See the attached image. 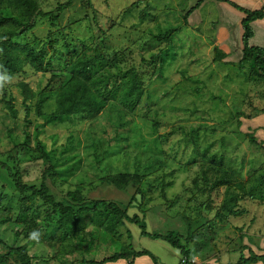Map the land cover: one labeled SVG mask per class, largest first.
Returning a JSON list of instances; mask_svg holds the SVG:
<instances>
[{
	"label": "rangeland",
	"instance_id": "374dc122",
	"mask_svg": "<svg viewBox=\"0 0 264 264\" xmlns=\"http://www.w3.org/2000/svg\"><path fill=\"white\" fill-rule=\"evenodd\" d=\"M65 1L39 0L43 11H55ZM195 2L74 0L62 11L58 24L50 25L47 17L39 18L18 38L20 42L39 47L55 38L52 47H46L48 55H57L64 42L75 46V54L82 48L90 53L98 47L111 63L137 70L144 85L143 95L135 110L124 117L123 126L118 127L121 112L117 102L112 101L96 116L74 115L44 124L37 132L43 121L35 113L34 100L23 102L18 84L25 81L37 91L61 67L54 62L41 72L26 67L23 74L0 76V99L3 92L11 95L17 110V119L9 118L0 100V160L20 171L24 183L39 184L44 179L57 200H64L67 191L80 188L89 199L110 200L121 207L128 203L135 185L130 183L125 190H119L102 178L119 172L145 174L147 230L184 234L186 225L181 216L200 213L211 222L204 223L201 231L203 249L197 251L194 243L187 245L195 256L193 260L216 258L225 264L236 261L241 254L247 256L248 250L264 252V199L247 196L238 203L244 209L242 214L220 219L214 214L222 202L224 187L198 193L193 179L200 175L201 164L207 159L204 148H208L207 154L222 157L229 172L247 184L264 171V80H249L248 65L240 69L230 64L240 55L227 54L218 47L221 12L215 2H202L195 16L192 13L184 23V12ZM169 27L178 30L159 69L160 62L154 54L165 44L157 42L154 34L158 28ZM213 47L226 53L219 62L213 60ZM53 107L51 97L45 112ZM26 127L32 135L30 146L12 147L13 142L22 140ZM35 134L46 150L53 151L52 164H58L54 171L45 170L35 149ZM246 134L252 135L255 142H250ZM69 156H74V161L63 165ZM77 161L76 167L66 171L68 164L73 166ZM162 180L171 182L164 188V196ZM260 193L264 196V190ZM23 200L6 171L0 169V253L8 246L30 241L20 232L23 223L17 220ZM31 203V209L38 208L36 221L44 232L39 242L28 246L32 264H79L76 261L81 257L100 259L118 251L123 242L137 250H148L158 264H184L178 249L159 238L141 235L137 226L127 222L120 230L127 228L129 239L123 233L112 241L94 222L86 220L77 238H68L62 244L52 241L48 236L54 229V215L47 216L38 199ZM134 211L132 207L128 209L129 213ZM7 264L18 262L11 259Z\"/></svg>",
	"mask_w": 264,
	"mask_h": 264
},
{
	"label": "trees",
	"instance_id": "16d2710c",
	"mask_svg": "<svg viewBox=\"0 0 264 264\" xmlns=\"http://www.w3.org/2000/svg\"><path fill=\"white\" fill-rule=\"evenodd\" d=\"M73 1L66 0L64 3L59 4L55 11H43L40 8L39 0H0V76L13 77L23 74L26 72V67L33 72H41L47 70V67L52 66L54 62L57 63L58 67H61L56 72L51 73L47 84L37 91L32 90L25 81H20L18 84L23 102L34 100L35 113L43 121L37 126V132L44 124L61 122L74 115L96 116L112 101L117 102L115 104L119 105V111L121 112L118 116V127L123 126L124 117L135 110L143 95L144 85L137 70L133 67L122 69L114 61L111 63L98 47H94L90 53H86V49L82 48L79 53L75 54V46L64 42V47L60 49L61 52L58 50L57 55L53 52L48 55L46 47L48 45L52 47L55 38H53V41L48 39L42 42L39 47L29 42H20L18 40L27 30L35 26L39 18L47 17L50 25L58 24L62 11L69 7ZM137 1L139 2L140 0ZM203 1L196 0L195 4L184 12V23L187 22V17L190 13ZM215 1L226 2L243 13L240 21L242 27L240 57L236 62H231L230 64L237 65L240 69L248 65L249 72L247 77L249 80L257 81L259 80L258 78L264 80V49L250 44V38L253 35L251 23L264 17V3L261 2L258 9L250 10L230 0ZM177 30L178 28L176 27L158 28L154 34V39L157 42L165 44L163 48L154 54V58L160 62L159 69L165 60V56H167L166 51ZM213 50L215 52L213 60L216 62H219L220 58L226 54L217 47H213ZM59 57L63 58V61H60ZM111 65L114 66V69H112ZM51 97L54 101V107L51 111L45 112L47 101ZM12 98L11 95L8 94L6 96L5 92H3L0 100L4 102L3 108L6 115L11 119H17V110L13 105ZM26 122L29 123L30 121L27 120ZM10 133L6 129V134L12 141ZM31 136L26 127L23 131L22 140L13 142L12 147H29ZM246 136L250 142H255L252 135L246 134ZM195 139L194 143L197 146ZM69 141H71V138ZM35 149L43 159L45 170L48 172L54 171V166H58V164L55 162L52 164L53 151L46 150L44 143L38 139L37 134H35ZM204 149L203 154L207 159L202 162L200 175L193 179V184L196 185L197 192L202 194L211 192L221 186L224 187L223 199L214 214L215 217L222 219L228 215L242 214L244 209L239 208L238 203L247 196L252 199H264V196L260 193L264 190V171L259 176L252 178L251 182L247 184L245 181L238 180L229 172L228 168L223 164L222 157L214 153L207 154L208 148ZM64 152L65 150L62 151V154ZM74 159V156H69L62 164H67L69 161L72 162ZM78 162L73 166L68 164L66 171L70 172L78 165ZM0 169L6 171L13 186L24 199V204L19 210L17 220L23 223L20 232L30 240L27 244L8 246L4 253H0V264H7L11 259L18 262V264H32L28 246L31 243L39 242L44 233L36 221L38 208L31 209V200L34 198L41 201L47 216L53 214L55 217L53 232L48 236V239L52 241L62 244L68 238H77V234L83 230L86 220L94 222L98 230L108 235L112 241L121 238L123 233L129 239L131 238L130 231L127 228L124 232L120 230L127 222L137 226L141 235L153 239L159 238L171 247L178 249L184 264H208L204 261L196 263L193 260L195 256L193 257L190 248L187 246L189 243H194V248L197 251L203 249L202 239L204 238H202L201 231L204 223L210 224L211 222L204 215L200 213L197 216L182 215L181 219L186 225L184 234L173 230L165 234L147 230L145 204L148 197L143 188L147 176L145 174L119 172L108 174L102 178V181L111 183L119 190H125L130 183L135 185L128 203L125 207H121L114 201L89 199L81 193L80 188L67 191L64 200H57L50 192L44 179L39 184L24 183L21 172L1 160ZM170 184L171 182L163 180L160 182L163 196L164 188ZM200 205L203 206V203H200ZM131 207L135 209L133 213L128 212ZM200 219L205 221L202 220L198 224ZM199 241L202 243L196 244ZM143 255L150 257L152 264H158L156 258L148 250L134 249L130 243L125 242L122 243L118 251L110 255L103 256L100 259L81 257L76 263L106 264L123 259L128 264H133L136 257ZM257 262H264V252L255 253L252 250H248L247 256L241 254L236 261L225 264H255Z\"/></svg>",
	"mask_w": 264,
	"mask_h": 264
},
{
	"label": "crops",
	"instance_id": "0c3cea01",
	"mask_svg": "<svg viewBox=\"0 0 264 264\" xmlns=\"http://www.w3.org/2000/svg\"><path fill=\"white\" fill-rule=\"evenodd\" d=\"M204 1H209V0H204ZM211 1L216 3V5L218 6L221 12L220 24L218 26V31L216 34V39L218 41L217 43L219 44L218 47L227 54L229 53L230 55H232V53L234 52L240 55L242 48V44H241L242 27L240 21L241 18L243 17V13L239 12L238 10H236L226 2H219L215 0H211ZM230 1L250 10L258 9L261 5V2L264 3V0H230ZM194 4H191L189 8ZM197 9L198 7L194 9L190 13V15L192 13L194 15ZM251 27L253 30V35L250 38V44L260 46L264 49V17L262 19L254 20L251 23ZM208 259L209 258L205 260V263L208 264L221 263L216 261V258H211L210 260ZM196 263H200V262H196ZM106 264H128V262L126 260L119 259L115 262H108ZM133 264H152V261L151 259L148 258V256L143 255L136 257L133 261ZM255 264H264V262H257Z\"/></svg>",
	"mask_w": 264,
	"mask_h": 264
}]
</instances>
